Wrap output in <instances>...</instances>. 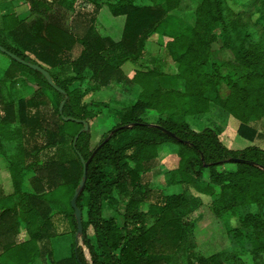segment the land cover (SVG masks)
I'll use <instances>...</instances> for the list:
<instances>
[{"label": "trees", "instance_id": "1", "mask_svg": "<svg viewBox=\"0 0 264 264\" xmlns=\"http://www.w3.org/2000/svg\"><path fill=\"white\" fill-rule=\"evenodd\" d=\"M26 1L33 14L48 19L50 9L67 0ZM137 1L121 0L119 3L120 13L125 16L119 43L94 37L95 18L90 21L85 18L69 29L48 23L37 31L34 26L15 20L13 27L4 26V32L10 30L15 45L0 32V46L28 63L49 72L71 67L70 77L62 80L48 72L63 92L52 88L39 71L12 58L6 78L0 80V135L4 142L8 140L3 146L0 141V158L12 175L15 193L29 205V209H23V228L27 229L29 239L20 245L11 237L22 222L9 216L17 207H0V246L3 247L0 259L6 254L23 264H35L40 257L45 258V264L47 261L53 264H167L174 255L185 253L190 244V226L184 221L183 213L195 201L187 191L164 195L153 189L149 181H144L150 165L157 160V149L168 143L181 148L179 168L168 175V187L183 186L191 179L193 187L203 195L215 196L219 189L221 209L216 211L230 210L246 229V233L232 229L229 232L237 241L243 243L248 239L264 250V219L251 210L264 203V149L253 146L229 150L220 141L221 129L196 132L186 121L188 116L210 112L211 94L215 96L212 103L240 121L239 136L251 142L260 137L256 125L262 124L264 132V39L257 40L253 30L242 27L225 0H204L190 16L191 28L179 29L174 37L167 36L165 47L179 65V88L182 90L162 95L152 88L154 71L142 72L140 61L147 42L158 33L175 6L173 0H150L153 5L144 7L136 5ZM261 18L264 20V0H261ZM216 42L222 49L232 52L231 61L217 58L218 51L212 49ZM117 49L123 54L116 64H111L117 57ZM130 64L138 69L127 75V68L123 66ZM88 70L92 71L90 78L86 74ZM22 72L35 77L41 87L56 93L60 99L56 108L42 91L28 100L4 99L5 83H16ZM126 80L143 85L145 91L136 103L122 109L120 123L92 150V122L106 115L105 110L111 105L87 102L85 96L96 87L107 88L114 82ZM85 84L88 88L83 92L81 87ZM174 100L179 101L178 107L169 109ZM63 102L64 116L87 122L88 132L82 124L62 119ZM51 106L52 111L44 110ZM147 111L158 116L146 118ZM15 124L20 127L14 129ZM69 124L80 125V131L71 129ZM24 130L30 131L33 137L40 133L47 137L43 147L34 149V162L28 166L24 158L30 154L20 142ZM165 131L175 134L176 138ZM69 138L71 145H67ZM53 149H60L59 159L45 161L43 154ZM80 157L91 161L88 179L77 200L82 213L87 211L84 231L81 240L74 244L73 257L55 263L49 247L54 226L48 205L59 202L65 207L64 212L76 236L75 212L73 208L69 212L67 204L56 199L54 192L63 186L73 194L79 190L84 172ZM233 159L251 165L231 163ZM227 164L236 166L237 171H221L220 168ZM207 172L208 184L198 187L196 182L202 181ZM29 173L35 174L31 185L36 195L22 191L24 178ZM116 192L120 201L114 198ZM43 203L48 205L43 207ZM144 206L148 209L143 210ZM110 210L114 214L107 216ZM6 242L8 245L4 248ZM84 247L89 251L90 263ZM221 257L215 255L199 264H222Z\"/></svg>", "mask_w": 264, "mask_h": 264}, {"label": "rangeland", "instance_id": "2", "mask_svg": "<svg viewBox=\"0 0 264 264\" xmlns=\"http://www.w3.org/2000/svg\"><path fill=\"white\" fill-rule=\"evenodd\" d=\"M121 0H67L63 3L55 5L50 9L48 19L45 17H39L31 12V6L26 0H0V32H4V26L11 28L15 24V20L18 22L23 21L27 25L34 26V30L37 31L41 26L48 23H57L59 26H63L66 29L72 27L74 23L83 22V19L95 18L93 24V35L99 36L103 39H108L114 43H119L122 39L123 29L125 25V16L121 14V7L119 5ZM163 1V0H162ZM204 0H173L172 3L175 6L171 12H169L161 24V27L157 34L147 42L145 46V55L141 59L140 63L143 68L142 72L151 71L154 73L153 77V89L160 94L165 95L169 91L179 92L182 88H179V65L176 64L168 50L166 49L167 36H176L179 29L191 28L189 24L190 16L194 13ZM233 12L235 19H239V23L242 27L246 26L253 30L258 39H264V20L261 18V0H225ZM136 5L152 6L153 3L150 0H138ZM192 21V19H191ZM3 37L8 41H11L13 45V37L10 30L4 32ZM214 51H218L217 58L223 61H231L233 54L230 50L224 48L218 42L212 46ZM114 61L111 64H116L120 59V50H115ZM13 64L12 59L4 54L0 53V80L6 78V72ZM127 68V69H126ZM45 69V68H43ZM71 67H65L61 69L49 72L52 76L58 77L62 80L70 77ZM126 69V74L133 73L134 69L138 67L130 64L128 67L123 66ZM87 77L92 76V71H87ZM35 77L26 72L18 74L16 83H5L3 95L5 100H12L18 102L19 100H28L35 96L37 92L42 91L44 95L50 100L53 106L56 108L60 102L56 93L48 88L41 87ZM90 87V86H89ZM88 86L85 84L81 87V91L85 92ZM145 91V87L141 84H134L132 81H124L123 83H112L107 88L96 87L90 90L85 96V101H97L105 102L111 105L110 109L105 110L104 116H101L98 120L93 121L91 125V149H96L103 141L104 136L110 133L111 130L117 127L120 123V112L123 108L130 107L136 103L141 93ZM168 97V95H166ZM211 100V106L215 104V96L209 94ZM8 102V101H6ZM179 105V101L174 100L169 109H175ZM216 106V105H215ZM50 107V106H49ZM52 107V106H51ZM217 107V106H216ZM45 111H52V108L44 107ZM158 116L153 111H147L144 117L152 119ZM237 120V119H235ZM238 121V120H237ZM20 127L19 124H15L13 128ZM71 129H75L79 132L81 126L78 124H69ZM261 135L258 138V142L254 145L261 149H264V132L262 130V124L256 125ZM6 128V127H5ZM23 133V128H21ZM229 139L224 140V145L229 150L239 151L248 147H253L252 142L239 136L236 129L231 128L229 131ZM46 134L40 133L33 137L30 131L24 130V137L22 134L21 146L29 152V156L25 159V166L34 162L33 152L43 147L46 144ZM0 141L2 146L7 143L2 140L0 135ZM221 141V140H220ZM222 142V141H221ZM67 145H71V139H68ZM36 149V150H34ZM180 147L177 144L168 143L157 149V160L150 165V170L144 181H149L151 187L156 190L162 191L164 195L179 194L187 191L188 195L195 201L191 204L188 211L183 213V219L190 226V244L187 246V250L183 254H177L168 259L167 264H199L201 260L209 259L215 255H221L220 261L222 264H264V250L258 245L257 242H250L248 239H244L243 243L237 241L233 234L229 232L232 230H241L246 233V229L242 226L238 217H236L230 210L226 212H217L221 206L218 205L220 198V190L217 189L215 196H206L191 184V179H188L184 184L168 187V175L175 172L179 168ZM45 161L57 160L60 157V149L48 150L43 154ZM221 171L235 172L237 167L233 164H227L220 168ZM35 176L34 173H29L24 178L23 190L31 194H37L31 185V179ZM209 174L207 172L206 177L196 182L198 187H205L208 184ZM0 185L5 189L6 194L13 192V179L11 173L7 170L5 162L0 158ZM75 194V193H74ZM74 194L71 190L67 189V186L56 190L54 197L61 199L63 204H67V210L72 211V199ZM116 201H120L118 193L114 194ZM40 204L39 201H36ZM56 205H48L43 203V207L47 205L50 207L53 213V230L54 234L50 241L49 247L53 251L52 259L55 263L73 257L74 244L76 237L73 233V228L68 220L66 210L59 202ZM28 209L27 204H25ZM148 207L144 206L143 210H147ZM257 215L264 219V203L254 206L251 209ZM86 209L83 213V220H86ZM114 213L110 210L106 213L107 216H112ZM21 219V217H20ZM23 221V217H22ZM16 222V221H15ZM17 223V222H16ZM17 242H24L27 239L28 231L26 228L23 230L19 227ZM10 234V233H8ZM7 234V235H8ZM6 235V237H7ZM81 240V237L79 238ZM3 251L0 246V251ZM1 251V252H2ZM85 255L89 263L91 262L89 251L84 247ZM45 258L40 257L36 264H45ZM47 264H53L52 261H47Z\"/></svg>", "mask_w": 264, "mask_h": 264}, {"label": "crops", "instance_id": "3", "mask_svg": "<svg viewBox=\"0 0 264 264\" xmlns=\"http://www.w3.org/2000/svg\"><path fill=\"white\" fill-rule=\"evenodd\" d=\"M187 123L191 126V128L196 132H201L204 129H211V130H217L221 129V135L220 140L224 144V140L229 139V131L231 128L236 129L238 132L240 127V121L235 120V118L223 111L221 108L216 106H211L210 112L203 115H196V116H188L186 117ZM251 142V141H250ZM258 142V138L252 142L254 143L253 146ZM8 170V169H7ZM9 171V170H8ZM10 172V171H9ZM24 184V183H23ZM23 184H22V191L23 190ZM25 192V191H24ZM28 193V192H27ZM29 209L28 203L23 202V197L18 196L15 193V187L13 185V192L11 194H6L5 189L2 185H0V207H13L16 206L17 210L16 212H13V214L9 215L10 217H17V219L22 222L21 229L23 230V209L26 210V205ZM16 213V214H15ZM21 217V219H20ZM17 234L13 235L11 239H13L14 243L17 242L18 236ZM29 239V235H27V239ZM23 242L16 243L17 245L22 244ZM8 245V242H6L3 246ZM3 248V247H2ZM2 264H23L21 262H15L11 259V257H8L6 254L2 256L0 259ZM38 262V261H37ZM35 262V264L37 263Z\"/></svg>", "mask_w": 264, "mask_h": 264}, {"label": "water", "instance_id": "4", "mask_svg": "<svg viewBox=\"0 0 264 264\" xmlns=\"http://www.w3.org/2000/svg\"><path fill=\"white\" fill-rule=\"evenodd\" d=\"M0 51L1 53H4L6 55H8L10 58L14 59V60H17L19 63H21L22 65L34 70V71H39L49 82L50 86L52 88H54L56 91H59V92H63L62 90H60L56 85L55 83L53 82V79L51 77V75L45 70L43 69L42 67L40 66H37V65H33L31 63H28L18 57H16L15 55L7 52L4 48H2L0 46ZM64 102L61 104V107H60V114H61V117L64 121L66 122H75V123H80L84 126V130L86 132H88L90 130V126L87 122H84V121H78L76 119H73V118H67L64 116V112H63V108H64ZM165 133H167L169 136H171L172 138H176V135L173 134V133H170V132H167L165 131ZM79 138V136H77L76 140ZM81 158V162L83 164V168H84V172H83V179L82 181L80 182V187H79V190L76 191L73 199H72V208L75 212V217H76V221H77V225H78V233L76 234V242L78 243L79 241V238L82 236L83 234V213L82 211L79 209L78 205H77V200H78V197L79 195L82 193V191L84 190V187H85V184H86V181L88 179V170H89V166H90V162L91 161H88L86 162L82 157ZM231 163H234V164H248V165H251L250 162H247V161H243V160H237V159H233L230 161Z\"/></svg>", "mask_w": 264, "mask_h": 264}]
</instances>
